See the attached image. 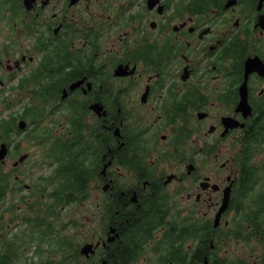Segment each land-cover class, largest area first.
<instances>
[{
	"label": "flooded vegetation",
	"instance_id": "obj_1",
	"mask_svg": "<svg viewBox=\"0 0 264 264\" xmlns=\"http://www.w3.org/2000/svg\"><path fill=\"white\" fill-rule=\"evenodd\" d=\"M0 38L1 90L6 79L18 93L52 80L61 133L70 135L75 120L96 130L99 170L87 184L97 192L77 202L81 219L70 218L78 237L56 238L65 241L57 250L77 248L67 262L115 264L130 242L174 251L157 264H180L179 250L189 264H264L250 222L245 235L235 232L245 201L237 204V195L264 188V0H158L150 8L148 0H0ZM227 190L228 207L212 228L221 243L197 244L196 219L214 218ZM29 214L39 233L35 256L51 244L42 229L62 211ZM165 227L172 238L158 242ZM243 250L254 259H235Z\"/></svg>",
	"mask_w": 264,
	"mask_h": 264
},
{
	"label": "rangeland",
	"instance_id": "obj_2",
	"mask_svg": "<svg viewBox=\"0 0 264 264\" xmlns=\"http://www.w3.org/2000/svg\"><path fill=\"white\" fill-rule=\"evenodd\" d=\"M1 39L2 38H0V40ZM23 78L24 79H18L15 82H22L25 80H29L28 79L29 77L27 75L23 76ZM13 84H14L13 80L9 81L6 79L4 89L3 90L0 89L1 95L11 99L10 108L5 107V104L1 105L0 107L1 115H7L8 112H10L12 109L19 111L20 110L19 106H21L23 102L28 98L27 95L25 96L22 94H18L17 92H12V90H10L9 88ZM41 84H44V83L41 82ZM45 119H46L47 124L49 123V121L53 123H59L62 119V115L60 114L59 108L55 107L53 111L46 113ZM208 125L209 123L204 128V132H206V130L208 129L207 128ZM59 127L60 126H58V128ZM27 132L30 136L29 135L25 136L24 131H23L18 136L14 137L12 142L15 143L16 141H18V145H19L18 149L20 150V153L18 155H15V152H14L11 155H8V158L6 160V167H1L2 172H7L9 170V172H11L12 174L10 178L17 181V185L10 182L11 186L14 185L13 187L14 189L16 190L18 189V186L21 180L22 182L20 184L24 188V190L22 189L21 192L15 193L16 195L13 199V206H12L13 212L8 211L5 213L4 218L2 220L4 223H10L9 217L11 213L17 215L18 217H22L24 213L26 212L24 204L30 203L29 205H31V203L34 201L33 199L27 196L24 197V199H22V193L27 192L28 188H30V186L28 185L32 181V179L36 178L38 174L48 175L52 168L57 169L56 163H52L51 165H48L47 163L42 162L43 159L48 158L46 156L48 155L50 151V148H48L50 145L49 143L50 139L44 138L42 139V142H41V140L39 141L35 138H32V136L38 137L37 135H40V133L38 134L37 133L38 131H35L34 129L30 128V126L27 127ZM202 134H203V131L198 132L197 137H199L200 139L204 138V135ZM35 140H37L39 144H37ZM10 145L11 143L9 144V148H10ZM42 150H44V154H41ZM21 157L23 158L20 159ZM56 178H57V175L55 172H53V183H52L53 186L56 184V181H55ZM87 182H92V180H88ZM88 188H89V194L97 192L96 188L94 187V184H90V185L87 184L86 190ZM19 198H21V200H19ZM248 198H252V192L248 194ZM75 202L68 203L65 206L64 210H62V214L57 215V218L54 220L55 230L51 231V233L47 236V238L50 239L51 244L50 242H49V245L46 243H43L41 253H38L37 255L34 256V254H32L31 252V249L33 248V245H32L30 249H28V252H26V254H20L19 256H13V257L10 256L6 264H60L59 263L60 262V252L57 251V248L63 247L65 244V241L63 240L57 241L56 238L65 237V235L70 238L78 237V232H79L80 227L77 225L71 224L70 218L73 217L76 219H81L83 217V213H85L83 211H79V204ZM33 206L36 207V205H33ZM82 207L83 205L80 207V209ZM96 216H97V212H91V215L88 217V219L94 220L96 219ZM201 220L203 222L207 221V219H201ZM65 222H68V224H65ZM13 233L18 234V236L21 235L22 243H23L24 238H28L29 240L32 239V241H34V238H35V232H32V234H30L28 230L26 229V227H24V225H20L17 227L6 225L4 229L0 231V241L4 240L7 237H10L11 235H13ZM52 233L56 235L53 236ZM17 240L20 241L19 239L16 238V241ZM218 243L220 244L221 242L218 241ZM229 245H232V243L230 242ZM233 246L238 249H242L243 246L247 248V246L244 245V243H238V244L234 243ZM260 247L261 246H259L257 249H259ZM263 249L264 248L262 247V249L260 250V253L261 251H263ZM252 253L253 252L251 251L243 250L240 252V254L242 255H237V254L235 255V259H242L244 258V255H245L251 258V259H244L246 262L248 260L252 261L254 259V257L252 256ZM229 254H235V253L229 252ZM157 256L158 254L156 252H152L151 249L149 248L145 249L143 251V254L140 255V258H137L135 264H157L159 262V260L157 259ZM116 259L119 260L118 257ZM78 261L81 262V259L79 258ZM78 261H74V262L71 261L70 264H78L77 263Z\"/></svg>",
	"mask_w": 264,
	"mask_h": 264
},
{
	"label": "trees",
	"instance_id": "obj_3",
	"mask_svg": "<svg viewBox=\"0 0 264 264\" xmlns=\"http://www.w3.org/2000/svg\"><path fill=\"white\" fill-rule=\"evenodd\" d=\"M85 127H86V124H83L82 126L79 125L77 130L74 129L72 143L70 144L69 147L66 145L68 149L71 150L70 151L71 157L68 158L67 161L71 159L72 160L69 161L67 165H65L60 170V173H61L64 171V168H66L68 169V173L66 174L67 176L72 175L74 176V178H78V179H75L72 185L65 188V199L64 200H61V197H60V195L62 194L63 188L56 187L54 188L53 192L49 193L50 196H54L55 198H57L56 200H54L56 204H62L63 202L70 203V202L76 201L77 199L83 197L85 194L84 193L85 187L81 181H86L90 179L91 172L86 171V167L83 165V162L86 158V160H88V163L91 164L96 158L95 157L96 155L93 153V149H92L93 148L92 139L90 137L85 136L87 134V132L85 131ZM10 132H11V126H10L9 120L0 118V136L6 137L8 141L9 137L12 134ZM44 132L46 131L43 128H40L39 132H37L38 134L40 133V135H37V136H41V134ZM57 141L58 140L56 139L55 142ZM8 144H9V141H8ZM44 150H42L41 154H44ZM14 151H15V154L19 152L18 147H15ZM56 172L58 173L59 171L57 170ZM9 180L10 179L8 175L0 176V201H2L4 197L6 196L3 189L6 190V188L10 187L9 182H8ZM42 192L43 194L45 193L44 191ZM254 194H257L259 198L256 202V206L247 212V217L250 215L251 221H253L257 225V230L262 233L261 235H264V227L260 228L261 224L264 222V214H262V211H263L262 206L264 205V188L263 189L258 188L257 190L254 191ZM46 195L48 194L46 193ZM236 199H238L239 201L240 199H243V197L238 196L236 197ZM248 201L250 204H254V200H248ZM36 203L37 202L35 201L32 202V204H36ZM198 223L199 221L195 222V224H198ZM127 247H128L127 244L126 246L125 244L124 246H121L120 248L121 254L120 256H118L119 260H117V264H131L130 262L131 257L133 259L135 258L137 252L133 249L129 250V247L128 248ZM126 251H128V254L130 255H127L125 253ZM184 258H185V255L183 256V258L181 256L179 257L180 260L185 261Z\"/></svg>",
	"mask_w": 264,
	"mask_h": 264
},
{
	"label": "water",
	"instance_id": "obj_4",
	"mask_svg": "<svg viewBox=\"0 0 264 264\" xmlns=\"http://www.w3.org/2000/svg\"><path fill=\"white\" fill-rule=\"evenodd\" d=\"M153 2H154V1H152L151 4H153ZM223 123H224L225 126H228V127H232V126H235V125H236L235 123H225V120H224ZM3 154H4V149L1 151V153H0V157L3 156ZM22 158H23V157H21L20 159H22ZM20 159H19V160H20ZM227 202H228V192H227L226 194H224V197H223V199H222V205L220 206V208H219V210H218V212H217L216 219H218L220 213H221L222 211H224L225 208L227 207Z\"/></svg>",
	"mask_w": 264,
	"mask_h": 264
}]
</instances>
